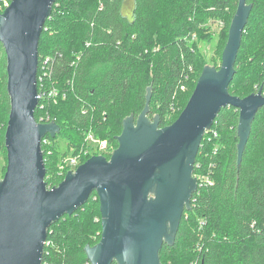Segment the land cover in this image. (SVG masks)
I'll return each mask as SVG.
<instances>
[{
    "label": "trees",
    "instance_id": "obj_1",
    "mask_svg": "<svg viewBox=\"0 0 264 264\" xmlns=\"http://www.w3.org/2000/svg\"><path fill=\"white\" fill-rule=\"evenodd\" d=\"M125 2L56 0L45 22L37 75L42 97L35 118L54 120L61 128L55 137L42 139L48 188L63 180L59 162L72 148L78 151L86 131L117 148L124 120L138 118L149 87V118L159 115L161 127L174 122L207 65L195 38L209 19L223 20L226 46L239 0H134L131 16L124 12ZM247 3L253 7L229 85V92L241 98L261 86L264 92V0ZM7 84V54L0 41V118L6 123L0 144L6 151ZM52 90L57 94L48 95ZM239 118L238 108L224 106L205 134L194 176L209 175L213 184L194 191L175 243L161 248L162 264H264V106L252 123L241 162ZM60 139L65 141L62 150ZM101 218L94 191L84 205L48 228L42 264H91L85 246L101 239ZM164 255L169 256L166 262Z\"/></svg>",
    "mask_w": 264,
    "mask_h": 264
},
{
    "label": "water",
    "instance_id": "obj_2",
    "mask_svg": "<svg viewBox=\"0 0 264 264\" xmlns=\"http://www.w3.org/2000/svg\"><path fill=\"white\" fill-rule=\"evenodd\" d=\"M56 0H11L0 12V41L7 54L11 110L5 133L7 167L0 180V264H42L48 228L72 214L96 191L102 233L87 244L91 264H162L164 243L173 245L183 213L190 208L194 167L204 134L222 107L240 110L238 160L252 123L264 106L263 86L246 97L229 85L252 4L239 0L219 68L205 65L178 118L160 126L150 119L151 87L138 118L124 120L119 146L110 157L93 155L48 188L42 139L55 137V121L38 122L39 40Z\"/></svg>",
    "mask_w": 264,
    "mask_h": 264
},
{
    "label": "rangeland",
    "instance_id": "obj_3",
    "mask_svg": "<svg viewBox=\"0 0 264 264\" xmlns=\"http://www.w3.org/2000/svg\"><path fill=\"white\" fill-rule=\"evenodd\" d=\"M134 7V0H126L124 5V12L131 16ZM227 36V29L223 20L209 19L205 28L195 38V43L200 50L205 62L209 66H216L219 68L222 63L221 50L225 46V37ZM6 123L3 118H0V134L5 132ZM60 149L65 148V141L59 140ZM7 165V151L0 144V179L3 178L5 167ZM64 179V178H63ZM169 256L164 255V262ZM173 262H180L179 257H171ZM181 263V262H180ZM179 263V264H180Z\"/></svg>",
    "mask_w": 264,
    "mask_h": 264
},
{
    "label": "built area",
    "instance_id": "obj_4",
    "mask_svg": "<svg viewBox=\"0 0 264 264\" xmlns=\"http://www.w3.org/2000/svg\"><path fill=\"white\" fill-rule=\"evenodd\" d=\"M10 4L9 0H0V9L3 11L6 6ZM1 11V12H2ZM48 61L49 58L45 59L44 67H43V75L44 77L48 75ZM46 68V69H45ZM42 79V77H41ZM182 89H185V86H182ZM57 92L55 90H52L48 95H56ZM40 100L42 97V94H40ZM38 122L48 123L54 120H47L44 121L43 118L40 120H37ZM211 129V128H210ZM209 129V130H210ZM207 130L206 133L209 131ZM205 133V134H206ZM204 134V136H205ZM204 138V137H203ZM47 141V140H45ZM114 147L110 144V142L107 139H103L99 137L93 130H88L84 134V142L83 145L78 149L77 152H73V148L70 150L69 154L64 156L61 161L59 162V172L60 175H65L69 170L75 171V169L85 162L88 158H90L93 155H105L110 157L112 152L114 151ZM197 178V184L198 185H211L213 184V179L209 175H200L195 176ZM198 188V187H197Z\"/></svg>",
    "mask_w": 264,
    "mask_h": 264
}]
</instances>
